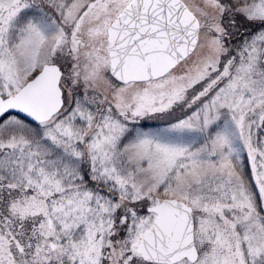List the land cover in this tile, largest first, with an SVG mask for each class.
Listing matches in <instances>:
<instances>
[{
    "label": "snow or ice",
    "instance_id": "1",
    "mask_svg": "<svg viewBox=\"0 0 264 264\" xmlns=\"http://www.w3.org/2000/svg\"><path fill=\"white\" fill-rule=\"evenodd\" d=\"M0 264H264V0H0Z\"/></svg>",
    "mask_w": 264,
    "mask_h": 264
}]
</instances>
